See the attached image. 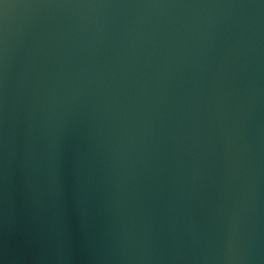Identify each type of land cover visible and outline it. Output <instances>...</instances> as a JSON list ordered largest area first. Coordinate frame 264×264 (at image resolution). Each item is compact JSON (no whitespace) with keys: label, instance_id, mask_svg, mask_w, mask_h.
<instances>
[{"label":"water","instance_id":"water-1","mask_svg":"<svg viewBox=\"0 0 264 264\" xmlns=\"http://www.w3.org/2000/svg\"><path fill=\"white\" fill-rule=\"evenodd\" d=\"M5 24L0 264H264V0H3Z\"/></svg>","mask_w":264,"mask_h":264},{"label":"clouds","instance_id":"clouds-1","mask_svg":"<svg viewBox=\"0 0 264 264\" xmlns=\"http://www.w3.org/2000/svg\"><path fill=\"white\" fill-rule=\"evenodd\" d=\"M0 3H3V0H0ZM8 5H4V8L6 9ZM7 42V25L5 24L3 27V31L0 32V46L6 47Z\"/></svg>","mask_w":264,"mask_h":264}]
</instances>
